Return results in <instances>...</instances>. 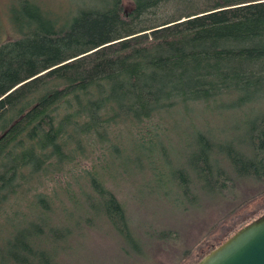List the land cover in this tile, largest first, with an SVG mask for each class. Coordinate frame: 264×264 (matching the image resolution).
<instances>
[{
	"label": "trees",
	"instance_id": "16d2710c",
	"mask_svg": "<svg viewBox=\"0 0 264 264\" xmlns=\"http://www.w3.org/2000/svg\"><path fill=\"white\" fill-rule=\"evenodd\" d=\"M123 1L11 7L13 36L0 42V224L13 230L0 238V264H62L71 204L87 206L84 228L107 223L133 240L115 181L137 175L152 182L151 196L177 188L189 205L264 182V115L244 120L237 138L199 134L171 176L156 146L176 108L216 103L232 113L264 100V0H132L129 10ZM123 156L135 170L115 179L110 166Z\"/></svg>",
	"mask_w": 264,
	"mask_h": 264
},
{
	"label": "rangeland",
	"instance_id": "374dc122",
	"mask_svg": "<svg viewBox=\"0 0 264 264\" xmlns=\"http://www.w3.org/2000/svg\"><path fill=\"white\" fill-rule=\"evenodd\" d=\"M47 1L52 8L75 12L84 4L101 0ZM14 2L15 0H0V42L13 36L9 13ZM123 2L126 10L132 8V0ZM171 10L172 7H169L167 12ZM224 110L221 106L217 108L216 103H211L207 107H179L163 115L165 120L162 126H165V129L156 146L159 145L162 150L159 152L163 153L162 162L166 176H171L181 168L180 166L183 167L186 156L195 149L193 144L199 134L212 138L217 133L226 131L224 140L237 138L240 133L235 130L241 127L244 120H254L255 117L264 115V100L242 111L224 113ZM137 151V155L141 156L139 147ZM135 157L139 159L138 156ZM141 160L144 162V157ZM155 166L161 169L159 163H155ZM110 167V172L114 173H111L113 177H116V171L122 169H127L130 175L132 170H135L133 163L125 156ZM136 176L133 179L115 181L116 189L108 185L125 206L133 240L120 239L107 223L96 222L92 229L84 228L83 218L88 212L87 206L76 208L71 204L64 216V230H71L72 235L65 244L67 251L62 258V264H177V260L190 248L187 258L179 264H195L200 255L203 257L236 230L264 213L263 192L236 209L198 243L221 215L226 214L242 199L263 189L264 182L254 179L242 180L236 183V188L231 191L233 198L200 194L197 203L189 205L187 199L178 197L180 193L177 188L171 189L169 197L151 196L149 186H152V182L148 179L142 181V178H135ZM157 185H154L157 192L166 190L165 187L160 188L158 186L161 185ZM192 190L196 191V188L193 187ZM63 205L68 206L66 203ZM4 228V225L0 224L1 239H7L10 234L8 232L13 230L10 226ZM161 231L165 233L160 235Z\"/></svg>",
	"mask_w": 264,
	"mask_h": 264
},
{
	"label": "water",
	"instance_id": "95a60500",
	"mask_svg": "<svg viewBox=\"0 0 264 264\" xmlns=\"http://www.w3.org/2000/svg\"><path fill=\"white\" fill-rule=\"evenodd\" d=\"M195 264H264V213L236 230Z\"/></svg>",
	"mask_w": 264,
	"mask_h": 264
}]
</instances>
